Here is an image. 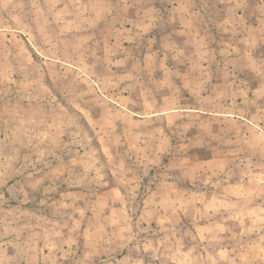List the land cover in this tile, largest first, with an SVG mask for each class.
I'll return each mask as SVG.
<instances>
[{"label": "rangeland", "instance_id": "374dc122", "mask_svg": "<svg viewBox=\"0 0 264 264\" xmlns=\"http://www.w3.org/2000/svg\"><path fill=\"white\" fill-rule=\"evenodd\" d=\"M0 264H264V0H0Z\"/></svg>", "mask_w": 264, "mask_h": 264}]
</instances>
